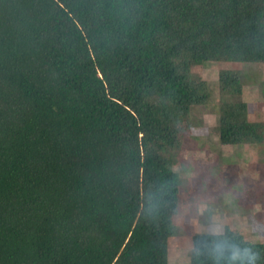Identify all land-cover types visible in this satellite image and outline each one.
I'll return each instance as SVG.
<instances>
[{"label": "trees", "instance_id": "1", "mask_svg": "<svg viewBox=\"0 0 264 264\" xmlns=\"http://www.w3.org/2000/svg\"><path fill=\"white\" fill-rule=\"evenodd\" d=\"M224 61L264 65V0H0V264H170L167 156L211 99L192 68ZM220 75V144L264 147L244 73Z\"/></svg>", "mask_w": 264, "mask_h": 264}, {"label": "rangeland", "instance_id": "2", "mask_svg": "<svg viewBox=\"0 0 264 264\" xmlns=\"http://www.w3.org/2000/svg\"><path fill=\"white\" fill-rule=\"evenodd\" d=\"M223 71L244 73L241 100L253 122H264V65L207 62L192 68L211 93L206 105L191 110V131L169 165L181 178V203L170 241V264H189L196 234L227 225L253 242H264V147L222 146L219 79Z\"/></svg>", "mask_w": 264, "mask_h": 264}, {"label": "clouds", "instance_id": "3", "mask_svg": "<svg viewBox=\"0 0 264 264\" xmlns=\"http://www.w3.org/2000/svg\"><path fill=\"white\" fill-rule=\"evenodd\" d=\"M213 239L207 244V251L212 257V264H257L259 254L251 247L241 246L224 234L220 225L211 230Z\"/></svg>", "mask_w": 264, "mask_h": 264}]
</instances>
